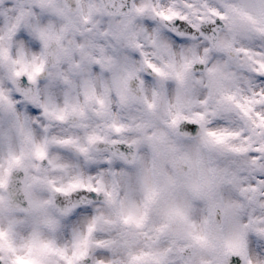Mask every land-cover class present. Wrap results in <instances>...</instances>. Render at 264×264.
<instances>
[{
  "label": "clouds",
  "instance_id": "obj_1",
  "mask_svg": "<svg viewBox=\"0 0 264 264\" xmlns=\"http://www.w3.org/2000/svg\"><path fill=\"white\" fill-rule=\"evenodd\" d=\"M0 264H264V0H0Z\"/></svg>",
  "mask_w": 264,
  "mask_h": 264
}]
</instances>
